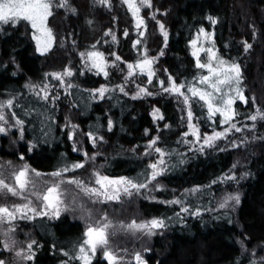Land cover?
<instances>
[{"label": "trees", "instance_id": "obj_1", "mask_svg": "<svg viewBox=\"0 0 264 264\" xmlns=\"http://www.w3.org/2000/svg\"><path fill=\"white\" fill-rule=\"evenodd\" d=\"M70 5L77 10L75 13L70 8H54V15L49 18V26L53 29L56 41L48 55L42 56L37 52L35 40L31 36L33 30L27 23L21 21L15 26L3 25V31H0V100L18 94L11 113L15 111L21 119L27 121L24 144L18 148V154H23V161L33 169L51 173L62 162L88 159L82 151L73 150L70 132L65 127L69 108L74 123L79 125L81 148L87 150L90 156L99 153L94 160H88L84 168L65 174L75 175L86 183L93 182L94 169L112 177H137L155 158L154 155L144 156L143 152L148 140L159 133V145L186 153V162L177 164L159 178L166 190L151 193L157 200L134 195L124 203H129L128 213L118 211L122 210L124 204L113 208L104 205V212L114 221H127L124 222L126 224L131 222L128 217L137 221L159 216L171 218L168 228L158 231L145 243L144 249L150 248L151 251H140L148 264H262L264 121L256 122L254 132L245 130L229 134V139H235L237 143L247 137L246 146L236 149L226 147V142L221 141L218 147L225 149L224 151L208 150L207 154L189 151L187 145L179 143L181 134L188 130L181 121L183 105L174 95L163 93L158 81L163 79L167 86L171 73L177 83L191 82L200 70L195 66L190 40L196 38L201 27L209 32L214 29L215 43L220 54L228 59H238L243 68V84L248 103L244 104L239 100L236 102L235 107L240 113L236 119L241 126L253 123L246 116L253 113L257 105L264 110V0H152V6L144 7L141 13L147 22L144 36L137 33L135 19L123 0H111V7L101 4L99 0H70ZM153 12L156 13L155 18L152 16ZM208 16L217 18L218 22L213 25ZM161 21L169 33L167 47L164 46V37L159 29ZM109 29L116 35V41L108 34ZM125 31L128 32L127 37L123 35ZM137 39L141 40V45L134 47ZM244 41L252 44L247 52L244 51ZM145 44L150 56H158L161 50L164 55L159 56L154 65L156 76L151 85L147 84L146 74L134 76V79L137 84L146 85L150 91L158 94L133 99L131 93L136 91L134 89L131 92L126 90L129 95L117 91L111 98L106 96L104 100H92L88 90L103 84L111 87L125 82L127 64L124 61L135 62L140 55L137 49L142 51ZM93 45L95 50L104 52L109 60L115 59L112 53L122 57L117 67H109L107 78L103 73L96 75L84 69L80 53L93 50ZM201 59H206V56ZM56 64L60 68H55ZM69 66L75 73L72 77L73 85L78 87H73L70 95L60 97L55 108L25 87L29 81L42 84L46 81L47 72ZM206 73L204 70V74ZM253 96L255 101L252 100ZM156 107L163 113V120L154 121L152 111ZM28 109L38 111L25 115ZM193 110L201 133H211L213 127L201 113L200 107L194 104ZM47 115H51L52 119L45 121L42 126L41 121ZM109 118L114 121L111 131L107 130ZM219 120L218 115L215 127L222 130L225 125L220 124ZM98 124L104 125L99 132L105 137V142L93 145L86 133L96 131ZM165 124H170L171 128H165ZM145 129L148 130L147 133ZM43 132L48 135L45 137ZM34 138L38 146L29 151L28 141ZM188 139L193 137L189 136ZM7 146V140L3 139V156L18 155L15 150L10 149L9 152ZM133 148L135 152L132 151ZM17 160L19 159L12 158L10 161ZM176 160L177 157L174 156L172 162ZM237 161V181L211 184L212 180L227 173ZM246 171L250 175L240 178ZM195 185H202L204 188L201 193L189 196L188 199L194 207L207 210L199 217L182 214L186 222L180 223L174 215L180 211V206L161 201L183 196L185 189H191ZM235 192L241 194L240 204L227 209L219 208L224 196ZM95 217L93 215L92 219ZM18 224L21 225L18 226L19 230L30 233L28 241L35 239L37 245H42L38 248L34 245L37 249L34 264H62L66 257L60 249L69 251L71 255L72 245L82 241L84 236L83 222L74 220L69 215L56 220L42 217ZM21 238L26 236L22 235ZM110 240L116 253L127 247H135L125 245L130 244L129 231L126 230H117L110 236ZM241 240L244 241L246 250L241 247ZM52 245H55L54 249ZM121 247L124 249H120ZM255 250L259 261L249 254ZM133 258L132 252L127 259L133 261ZM77 262L75 264H80ZM93 264L107 263L97 255Z\"/></svg>", "mask_w": 264, "mask_h": 264}, {"label": "snow or ice", "instance_id": "obj_2", "mask_svg": "<svg viewBox=\"0 0 264 264\" xmlns=\"http://www.w3.org/2000/svg\"><path fill=\"white\" fill-rule=\"evenodd\" d=\"M101 4H106L111 7V0H99ZM131 11L135 19V27L139 36H144L147 31V22L145 17L141 14L144 7H151L152 0H123ZM54 8H70L72 12L77 10L71 7L70 0H0V31H3V25L15 26L21 21L30 25L32 38L36 42V50L41 54L48 53L54 46L56 36L53 29L49 26V18L54 15ZM157 12L159 9L156 10ZM166 14V13H165ZM156 13L153 12L152 16L155 18ZM208 19L215 25L218 20L215 17L208 16ZM91 23V21H89ZM143 27V31L141 28ZM160 32L164 37V46L167 47L169 33L161 21L159 22ZM255 30V25H253ZM108 34L112 35V40L116 41V35L112 34V30H108ZM125 37L128 32L123 33ZM99 43V41H97ZM73 44L75 41L73 40ZM192 45V56L195 57V66L199 71L198 75L192 78L191 82L185 81L177 83L175 77L169 73V83L165 86V81L160 79L158 81L159 87L163 93L174 95L178 101L183 105L181 121L186 124L187 131L181 134L180 144L187 145L188 150L195 153L207 154L208 150L224 151L225 149L219 148L218 145L221 141L226 142V147L240 148L246 146L248 138L244 137L237 143L235 139H229V134L235 132H244L245 130L255 131L257 128V121H264V110L259 105L255 107V111L246 116V119L252 121L251 124L240 125L236 119L238 113L235 105L237 100L242 101L244 104L248 103V97L245 95L244 73L241 63L238 59H228L221 55L215 43V31L209 32L207 29L201 27L197 33L196 38L190 40ZM141 45V40L137 39L134 42V47ZM93 50L81 52L80 56L83 58L84 66L89 71L96 72L97 75L103 73L107 78L109 76V67H117L118 62L122 57L112 53L115 59L109 60L104 52L95 50V45L92 46ZM252 48V44L244 41V51L247 52ZM140 53L139 58L135 62L124 61L127 64V75L125 81H129L134 76H147V84H152L153 77L156 76L154 68L155 63L158 61L159 56H163L164 52L161 50L158 56H150L147 45L143 46L142 51L137 49ZM201 53L206 54V59H201ZM17 67H19L17 65ZM204 70L207 74H204ZM123 71V69L121 70ZM15 74V73H14ZM46 76H52L61 83L66 95L71 94L73 85L68 78L75 75L74 70L69 66L62 71L46 73ZM27 87L37 98L51 104L53 108L56 107L59 99L58 95L53 94L54 85L50 81L42 84H36L29 81ZM136 91L131 93L133 99H141L157 95L145 86L136 84ZM119 91L125 95H129L126 91V84L121 83L115 86L103 84L98 88L88 90L89 96L92 100H104L106 96L111 98L112 94ZM18 95V94H17ZM17 95H9V98L0 100V134L7 135L11 128L18 129L19 139L23 140L25 137V124L27 121L21 119L15 111L11 113L15 117L14 123L9 127L8 113L6 109L14 108ZM255 96L252 100L255 101ZM200 107L201 113L204 114L205 119L213 127L211 133H201L196 112L193 110V105ZM23 107V106H21ZM37 109H28L25 115H31ZM219 115V123L225 125L220 130L215 127L216 117ZM154 121L164 119L163 113L158 107L152 111ZM52 116L47 115L41 121L43 126L45 121L51 120ZM67 120V118H66ZM65 127L70 129L69 138L73 140V150L83 151L87 160L76 162H62L61 165L51 173H43L37 169H33L31 165L25 163L19 166H13L12 161H7V165L12 168L11 176L13 182H8L4 176V164H0V199H8L9 197L18 198V203H3L0 204V233L5 237L3 249L9 252L15 251L13 257L14 264H28V262L35 261L36 251L34 245H37L35 239H30L26 243V247L16 248L17 240L15 233L18 228V221L31 220L35 221L37 217H49V219H57L63 211H66L69 204L66 202L68 197V187L75 186L93 202H112L121 201L122 197L126 196L132 198L134 195H144L145 199L157 200L158 198L151 193L155 190H166V186L159 181V178L164 176L171 168L177 164H184L186 162V153L177 152L175 149L161 147L159 141L161 137L157 133L154 137L148 140L144 146V156L152 157L154 159L149 162L144 172L140 173L137 177L119 176L112 177L103 174L101 171L93 170V182L86 183L83 179L73 175L66 176V173L75 172L77 169H82L88 160H94L99 153H93L91 156L87 150L78 149L76 147L75 136L79 130V125L69 124L66 122ZM104 125L98 124L96 131H88L87 137L91 140L93 145L99 142H105V137L100 134L99 129ZM114 127V121L109 118L107 122V130L111 131ZM165 128L170 129V124H165ZM159 128V124H157ZM147 133L148 130L145 129ZM45 137L47 132H43ZM191 136L193 139H188ZM256 137H253L255 139ZM45 142H47L45 140ZM29 151L37 147L36 138L28 141ZM135 152V148L132 149ZM177 157L175 162H172L173 157ZM21 160L24 159L23 154L20 156ZM239 161L233 163L232 168L227 173H224L217 179L211 181V184H216L220 181H237L236 167ZM250 175V172H244L240 178ZM44 177L50 179L46 182L43 190L38 188V183L44 182ZM155 182V183H154ZM204 186L195 185L191 189H185L183 196H174L171 200L161 201L165 204H175L180 206V211L174 215L178 222L185 223V217L182 214L191 216H201L203 211L200 207H194L188 199L197 193H201ZM241 202V194L239 192L228 193L224 196L222 202L219 203V208L227 209L235 207ZM72 203L75 204L76 200L73 197ZM84 209V205H80ZM92 210L85 211L87 218L86 229L82 241L76 242L72 245L71 255L69 251L60 249L68 261H62V264H69L70 261L76 260L80 264H93L98 250L102 252L103 257L108 261V264H124L125 258L118 255L112 248L110 243V236L114 235L117 230H126L129 232L140 233L145 236L156 235L158 231H162L169 227V220L171 218L165 216L152 217L151 219H142L137 221L131 220L130 223L125 224L124 221H114L109 217L107 212H102L101 219L92 220ZM241 247L246 250V245L243 240L239 241ZM42 247V245H37ZM53 249L55 245H52ZM126 251V250H124ZM144 251H151L150 248H145ZM134 260L136 264H148L141 252L134 253ZM0 264H7L5 259H0ZM254 264V262H253ZM264 264V258H262Z\"/></svg>", "mask_w": 264, "mask_h": 264}, {"label": "rangeland", "instance_id": "obj_3", "mask_svg": "<svg viewBox=\"0 0 264 264\" xmlns=\"http://www.w3.org/2000/svg\"><path fill=\"white\" fill-rule=\"evenodd\" d=\"M38 53L40 55H42V56L48 55L47 53H45V54H41L40 52H38ZM202 56H206V55H203V53H201V58H202ZM55 66H56L55 68H57V66H59L58 68H60V65H58V64H56ZM62 66H63V64H62ZM65 68L66 67H64L63 69H54L51 72H47V73L62 71ZM84 69L87 72L96 74V72H94V71L87 70V68L85 66H84ZM46 77L47 78H46L45 82L50 81L51 84L55 86L52 89L53 90V94L58 95L59 98L66 95L65 92H64V88H63V86L61 85V83L59 81H57L54 77H52L50 75L46 76ZM68 80L73 84L72 77L68 78ZM124 83L126 84V90H128L129 92H131L134 89H136L135 85L137 84V81L134 79V77L130 78L129 81H127V82L125 81ZM69 110H70V108L66 112V114L68 116L67 123L76 124V123H74L73 118H72V113ZM5 111L8 113V119L10 121L8 126L10 127L11 123H14L15 118L11 115V109H6ZM67 129L70 132V129L69 128H67ZM3 139H6L7 142H8V146L6 147V149L8 148L9 152H11L10 149L12 151L15 150L16 154L19 153L18 152L19 151L18 150L19 146H21V144H24V139L23 140L19 139V132H18V129H16V128H11L10 132L7 135L0 134V150L2 149V146H3ZM75 140H76V147L78 149H82L81 148V134L78 131L76 133ZM9 145H10V148H9ZM83 150H84V148H83ZM12 153H14V152H12ZM81 153H83V151ZM0 156H1V154H0ZM7 161H10V160H2L0 162V164H4L5 165V169L3 171V176L8 182H13V178L11 176L12 168L7 165ZM12 164H13V166H19V165L25 164V162L23 160L19 159L17 161H12ZM89 177H91V173H90ZM49 179H50L49 177H44V182L38 183V188L40 190H43V188L46 186V182ZM66 187H68V197H67V201L66 202L69 204V207H68V209L66 211H63L61 213L60 217L64 216V215H69L74 220L82 221L83 225H84V230L86 229V223H87V218L85 217V211L86 210H88V209L92 210V214L94 216H96L92 220L96 221V220L101 219V215L100 214L102 212H104V210H103V206L104 205L113 208V207H117L118 205L124 204V203L128 202L129 200H131L133 198V197L132 198H128V197L124 196V197H122L121 201H112V202H106V203L93 202L87 196H85L82 192H80L79 189H77L75 186H66ZM73 197H75V200H76L75 204L72 203ZM18 202H20V201L18 200V198H15V197H9L6 200L5 199H0V204H3V203L11 204V203H18ZM81 204L84 205V209H81V207H80ZM128 208H129V203L124 204V206L121 208L122 210H118V211L119 212L124 211V212L128 213ZM37 218H42V217H37ZM46 218H49V217L46 216ZM128 218H129L130 221L133 220V218H131V217H128ZM25 221L27 222V221H31V220H25ZM119 221H122V220H119ZM18 222H23V221H18ZM124 222H127V221H124ZM18 225H20V224H18ZM19 228L20 227L17 228L16 233H15V238L17 240V244H16V248L17 249H19L21 247H26V243L28 242L27 238H28V235L30 234L28 231L25 232L23 230H19ZM22 235L26 236V238H21ZM129 235H130V244L126 243L125 245H129V246H133L134 245L135 246L134 249H132L130 247H127V248L124 249V247H121L120 249H124L126 251L121 250V251L117 252V254L120 255V256H123L125 258L124 264H136L135 260H133V261L130 260L129 261L127 259V257H129L132 254V252L134 254L137 251H139V252L142 251V249H144V247H146L145 243L149 242L150 239L154 235L153 236H145V235H142V234L136 233V232H129ZM4 240H5V237L3 236L2 233H0V259H5L7 261V264H14L13 257L15 256V251L9 252L7 250H4L3 249ZM110 243L113 244L111 242V240H110ZM249 254L255 260H258L257 257H256V254H257L256 250L253 251V252H250ZM97 255H100L101 258L108 264V261L103 257L101 251L98 250ZM74 261L77 262L76 260H73V262Z\"/></svg>", "mask_w": 264, "mask_h": 264}, {"label": "flooded vegetation", "instance_id": "obj_4", "mask_svg": "<svg viewBox=\"0 0 264 264\" xmlns=\"http://www.w3.org/2000/svg\"><path fill=\"white\" fill-rule=\"evenodd\" d=\"M2 150V149H1ZM1 150H0V154H1V156H0V162L2 161V160H11L12 158H15V159H21L20 158V156L21 155H16V156H14V157H9V156H3L2 155V153H1ZM57 219H59V218H57ZM50 220H56V219H50ZM84 232H85V230H84ZM64 256V255H63ZM64 261H68V257H66V260H64ZM31 262H28V264H30ZM69 264H75V261L73 262V261H71V262H69Z\"/></svg>", "mask_w": 264, "mask_h": 264}]
</instances>
